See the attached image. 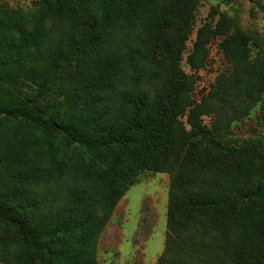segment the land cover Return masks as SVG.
<instances>
[{
	"label": "trees",
	"instance_id": "obj_1",
	"mask_svg": "<svg viewBox=\"0 0 264 264\" xmlns=\"http://www.w3.org/2000/svg\"><path fill=\"white\" fill-rule=\"evenodd\" d=\"M199 1L0 6V226L14 264H98L147 172L171 177L156 264H264V144L229 136L258 105L264 125V44L225 14L199 28L190 69L214 39L230 68L196 99L181 64Z\"/></svg>",
	"mask_w": 264,
	"mask_h": 264
},
{
	"label": "rangeland",
	"instance_id": "obj_2",
	"mask_svg": "<svg viewBox=\"0 0 264 264\" xmlns=\"http://www.w3.org/2000/svg\"><path fill=\"white\" fill-rule=\"evenodd\" d=\"M36 0H0V6L10 9H33ZM264 0H200L195 12L193 33L187 42L182 69L194 73L186 63L196 33L206 23L213 24L225 14L248 36L264 44ZM220 40L209 45L207 65L194 73L197 86L194 97L200 98L215 84L216 79L228 71L230 62L220 49ZM253 54L257 49L253 48ZM261 107H255L248 116L231 125L229 136L234 141L253 138L264 144V125L260 124ZM204 123L212 126L213 117L205 116ZM171 177L167 173L147 172L117 204L110 221L97 244L98 264H156L165 249L168 222L169 189ZM16 249L13 233L0 226V264H14Z\"/></svg>",
	"mask_w": 264,
	"mask_h": 264
}]
</instances>
